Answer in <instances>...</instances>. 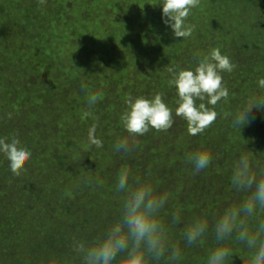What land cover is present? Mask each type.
Returning a JSON list of instances; mask_svg holds the SVG:
<instances>
[{"label":"rangeland","instance_id":"rangeland-1","mask_svg":"<svg viewBox=\"0 0 264 264\" xmlns=\"http://www.w3.org/2000/svg\"><path fill=\"white\" fill-rule=\"evenodd\" d=\"M0 264H264L257 0H0Z\"/></svg>","mask_w":264,"mask_h":264},{"label":"trees","instance_id":"trees-1","mask_svg":"<svg viewBox=\"0 0 264 264\" xmlns=\"http://www.w3.org/2000/svg\"><path fill=\"white\" fill-rule=\"evenodd\" d=\"M259 8L264 12V0H257Z\"/></svg>","mask_w":264,"mask_h":264}]
</instances>
